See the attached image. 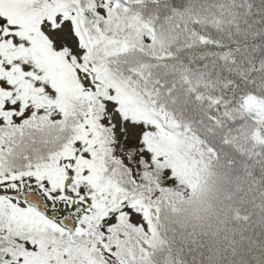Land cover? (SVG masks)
<instances>
[{
    "label": "snow or ice",
    "instance_id": "6c2138e0",
    "mask_svg": "<svg viewBox=\"0 0 264 264\" xmlns=\"http://www.w3.org/2000/svg\"><path fill=\"white\" fill-rule=\"evenodd\" d=\"M0 264H264V0H0Z\"/></svg>",
    "mask_w": 264,
    "mask_h": 264
}]
</instances>
